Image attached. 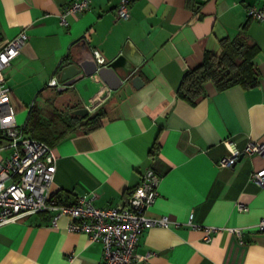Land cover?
<instances>
[{"label": "crops", "instance_id": "1", "mask_svg": "<svg viewBox=\"0 0 264 264\" xmlns=\"http://www.w3.org/2000/svg\"><path fill=\"white\" fill-rule=\"evenodd\" d=\"M120 1L91 0L64 26L59 13L70 0H0V49L20 31L28 33L4 73L27 133L53 145L52 193L72 203L95 192L94 203L108 207L123 203L153 168L159 194L148 214L176 223L140 234L137 250L154 251L149 264H264V231L255 227L264 216V186L250 179L264 167V153H243L232 167L219 164L230 153L226 139L240 150L250 140L264 142V22L247 14L264 0H131L125 19L116 15ZM238 34L258 47L259 84L217 90L208 82L195 103L181 98L186 71L207 53H220L221 38ZM94 49L115 61L112 74L100 73L105 65H98ZM72 65L80 75L61 80ZM53 77L58 86L49 84ZM81 107L88 116L69 124V114ZM99 110L105 112L99 127L81 125ZM41 127L49 138L35 134ZM51 215L1 225L0 264L102 259L101 242L69 230L65 215L54 225ZM206 226L222 228L206 239ZM230 226L245 228L242 238Z\"/></svg>", "mask_w": 264, "mask_h": 264}, {"label": "built area", "instance_id": "2", "mask_svg": "<svg viewBox=\"0 0 264 264\" xmlns=\"http://www.w3.org/2000/svg\"><path fill=\"white\" fill-rule=\"evenodd\" d=\"M130 1H120L116 11L118 18L130 16ZM90 5L91 0H70L59 13L60 23L69 25V16L87 10ZM247 14L264 22V5L248 6ZM27 39V31L22 30L0 49V226L39 212H50L52 223L58 225L59 218L65 215L69 230L85 232L92 242L102 243V259L93 264H149L154 251L137 250L140 234L153 225L170 226L176 223L167 215L148 214L149 207L159 194L160 175L153 168H148L123 203L108 207L94 203L95 192L80 195L72 203L62 202L54 196L51 185L57 169V155L53 145L27 133V120L18 121V108L13 103L12 89L4 73ZM93 53L99 66L109 63L100 50L94 49ZM49 84L58 86L57 77L51 78ZM225 142L230 153L220 159L221 166L232 167L241 153H264V142L261 141L250 140L243 150L233 147L230 139ZM250 179L264 186V167L254 170ZM239 208L244 210L247 206L239 204ZM191 219L192 214L190 223ZM255 227L264 231V216ZM221 228L204 227L206 239ZM227 229L240 238L245 231L239 226Z\"/></svg>", "mask_w": 264, "mask_h": 264}, {"label": "trees", "instance_id": "3", "mask_svg": "<svg viewBox=\"0 0 264 264\" xmlns=\"http://www.w3.org/2000/svg\"><path fill=\"white\" fill-rule=\"evenodd\" d=\"M220 43L222 46L220 53H207L201 63L186 71L177 90L181 98L195 103L205 95L208 82L213 83L217 90H225L236 85L252 88L259 84V72L254 63L258 47L241 34L223 37ZM104 116L105 112L99 110L81 125L89 130L95 129L101 125ZM68 117L69 124L76 123L82 118L77 114H69ZM46 130L48 131V128L41 127L34 131L40 137L49 138Z\"/></svg>", "mask_w": 264, "mask_h": 264}, {"label": "water", "instance_id": "4", "mask_svg": "<svg viewBox=\"0 0 264 264\" xmlns=\"http://www.w3.org/2000/svg\"><path fill=\"white\" fill-rule=\"evenodd\" d=\"M114 66H115V61L114 60L110 61L107 65L102 66L100 68V73H102L103 75H106V76L108 74H112ZM96 67L97 66L95 65L93 69H96ZM84 70L86 72L91 71V70H89L87 68H84ZM80 71H81V69L77 68L76 65L69 66V67L64 69V73H63V75L61 77V80H67V79H70L72 77H76L77 75H80V73H81ZM133 81H134V84L136 86L138 85L137 82L142 83V80H141L140 76H138V75L133 77ZM73 112L75 114L86 116L88 114V109L81 107V108H77V109L73 110ZM242 154L243 153H241L240 156Z\"/></svg>", "mask_w": 264, "mask_h": 264}, {"label": "rangeland", "instance_id": "5", "mask_svg": "<svg viewBox=\"0 0 264 264\" xmlns=\"http://www.w3.org/2000/svg\"><path fill=\"white\" fill-rule=\"evenodd\" d=\"M20 115H21V114L17 113V119H18L19 122H23L25 119H24L22 116H20ZM61 124H62V123H57V124H55V125H56L55 129H58L57 131H59V129H60V127H61Z\"/></svg>", "mask_w": 264, "mask_h": 264}]
</instances>
